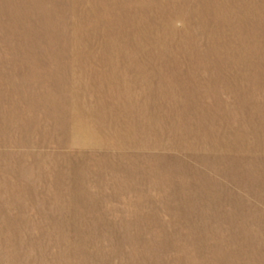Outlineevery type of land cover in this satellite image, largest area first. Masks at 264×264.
<instances>
[{"label": "rangeland", "instance_id": "374dc122", "mask_svg": "<svg viewBox=\"0 0 264 264\" xmlns=\"http://www.w3.org/2000/svg\"><path fill=\"white\" fill-rule=\"evenodd\" d=\"M22 58L0 264H264V0H0Z\"/></svg>", "mask_w": 264, "mask_h": 264}, {"label": "bare ground", "instance_id": "6f19581e", "mask_svg": "<svg viewBox=\"0 0 264 264\" xmlns=\"http://www.w3.org/2000/svg\"><path fill=\"white\" fill-rule=\"evenodd\" d=\"M141 5H144V3ZM24 58L14 59V64H16L18 68H22L23 63L29 62L31 66H33V69L28 73H21L20 71L17 73L13 72L11 73L13 77L10 74L9 79L14 78L15 82L4 88L0 85V160L4 164H9L8 161L20 162V158L29 155V153L25 151L18 154L12 151L14 146L22 145L24 140H22L21 137H18L21 139L14 137L15 132L11 130L15 129L16 131L17 129L24 128V131L22 130L21 133H25V124L33 119V117L40 116L38 113L40 106L42 108L44 104L49 105L51 111L48 109L45 111L53 113L51 105L55 103L53 95L48 94L45 90H40L34 86L32 87V85L28 83L30 77L35 80L39 74L43 72L38 71V67L36 68L35 65H33L35 59L30 60V58ZM14 126L15 128H13ZM9 146L12 148H9ZM16 155L17 157H15ZM17 192L18 191H16V193Z\"/></svg>", "mask_w": 264, "mask_h": 264}]
</instances>
